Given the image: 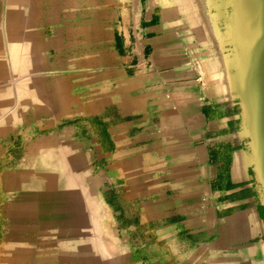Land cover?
Segmentation results:
<instances>
[{
	"label": "crops",
	"instance_id": "crops-1",
	"mask_svg": "<svg viewBox=\"0 0 264 264\" xmlns=\"http://www.w3.org/2000/svg\"><path fill=\"white\" fill-rule=\"evenodd\" d=\"M103 1L107 19L101 25L104 34L100 42L108 51L106 59L99 63L103 67L100 71L95 70L94 28L92 37L91 34L88 37L92 40V51L87 53V63L81 67L75 64L78 50L75 56L73 52L66 54L68 57H62L64 51L58 50L59 63L52 64L47 49L59 40L57 32L61 27L50 23L48 16L41 17V5L37 7L35 22L28 24L30 6L22 4L21 21L7 31L5 38L11 41L13 32L12 38H18L20 45H32L28 54L38 67L11 72L8 78L14 79L17 86L21 80L32 77L34 83L38 81L47 89H52L55 81H68L69 92L75 99L67 100V106L59 101L57 109L52 110L44 101L40 108L34 102L22 106L18 92H13L12 103L0 105V113L3 110L0 129H15L23 116L28 119L25 117L28 114L40 120L45 114L53 115L56 132L27 142L26 157L33 146V152L40 153L46 138L61 137L68 130L73 135V145L83 150L84 141L78 137L83 135L81 123H64L75 112L81 117L95 111L91 85L102 79L110 91L123 98L114 102L119 104L123 116L135 115L139 137L153 136L157 140L159 156L167 161L177 182L184 187L189 185L187 190L197 193L193 196L196 200L203 198L204 205H197L196 223L209 235L216 232L215 238L225 246L222 263L264 264V207L242 133L227 47L206 4L200 2L201 7H196L197 0ZM66 27L71 28L68 29L71 45L78 47L79 26ZM56 46L62 49L59 44ZM55 68L60 72L48 74ZM78 85L83 89L77 90ZM14 109L17 119L3 125L4 116Z\"/></svg>",
	"mask_w": 264,
	"mask_h": 264
},
{
	"label": "rangeland",
	"instance_id": "rangeland-1",
	"mask_svg": "<svg viewBox=\"0 0 264 264\" xmlns=\"http://www.w3.org/2000/svg\"><path fill=\"white\" fill-rule=\"evenodd\" d=\"M7 1L11 0H0L2 41L6 40L4 30ZM201 1L205 3L206 0H197V3ZM36 3L41 5L40 9L37 8L41 11V17L48 16L50 23L61 27L57 32L59 41L55 43L62 49L58 47L57 49L55 43V46L47 49L49 63H59L58 50L64 51L62 57H68L71 52L74 54L78 50L75 64L79 63L80 65L77 66L81 67L87 63V53L92 51V40L88 37L89 34L92 37L91 31L94 28L97 63L95 70H102L103 67L99 63L108 51L100 42L104 34L101 25L107 19L105 2L103 0H36ZM67 25L80 27L78 47L75 44L71 45ZM1 47L3 56L7 58V66L10 67L8 47ZM56 72L60 70L55 68L52 72L49 70L48 74ZM7 78L1 83L4 97L2 105L12 103V99L9 100L8 96V86L15 80L8 78V81ZM95 85L99 97H96L95 111L81 117L75 112L73 113L75 116L67 119L64 124L81 123L82 125L80 131L83 135L78 134V137L84 141L81 145L83 148L81 154L84 155L87 166L89 165L92 187L95 189L93 203H102L105 210L110 213L112 239L118 245L115 251L123 255L127 250L129 254L127 262L123 256L120 258L121 263L223 264L225 246L215 238L216 232L209 235L196 223V215L199 214L196 212L199 209L197 205H204L203 198L198 197L196 200L193 196L197 193L187 190L189 185L184 187L177 182V177L170 172L167 161L159 156L161 151L153 136L143 139L139 137L140 128L136 126L135 115L123 116L119 104L114 103L123 98L110 91L102 79L95 81L94 87ZM104 88L109 89L106 92L109 94H107L108 98L106 93L103 94ZM79 89L83 87L78 85L77 90ZM109 102L113 103L108 105ZM0 114H3V110ZM8 116L9 112L3 119L6 120ZM26 116L28 119L25 120L23 116L15 129H0V264L11 257L5 248L11 243L8 236L10 215L16 211L12 208L11 202L18 194V189L11 187V175L13 172L18 174L19 169L16 168H26L34 161L32 157H26L27 142L37 136L56 132V119L52 118L53 115L45 114V118L41 120L31 118L29 114ZM69 132L68 130L64 133L70 135ZM70 137L73 139L72 134ZM37 155L35 159L38 160L39 154ZM192 200L199 201V204L193 203ZM27 210L28 216L31 217H36L38 212L45 217L51 215V210L38 205V200ZM43 221L29 223L28 229L22 235L23 242L20 241V245L28 250L26 255H22L25 261L23 264H92L91 261H84L78 252L70 251L69 245H60L57 231L54 227L41 224L45 223ZM215 226L213 225V228ZM67 235L68 230L65 231L64 236ZM90 241L93 243V240Z\"/></svg>",
	"mask_w": 264,
	"mask_h": 264
},
{
	"label": "bare ground",
	"instance_id": "bare-ground-1",
	"mask_svg": "<svg viewBox=\"0 0 264 264\" xmlns=\"http://www.w3.org/2000/svg\"><path fill=\"white\" fill-rule=\"evenodd\" d=\"M25 3L29 4L31 11L30 15H28L27 17L28 24L29 22H35L38 7L36 0L7 1V8L5 7L7 10L5 14L6 26L4 25L6 30H4L5 34L9 29H11L12 26L15 27L16 25H19L21 21L20 10L22 8V4L24 5ZM199 4V6H201L200 2ZM202 5H204V3H202ZM188 7L190 8V5ZM1 23L2 21H0V25ZM68 32H70V30ZM12 34L13 32H11V41H9V39L7 40V38H5V41H2L0 39V105H2L4 102L3 92H1V83L3 82V80L6 77L11 76V72L17 73L23 70H31L38 67L37 63L34 62L33 57H30L31 54H28V51H30L32 45L28 46L26 42H22L26 43L23 44V47L22 44L20 45V41H18V38H15V40L14 38H12ZM32 34L34 35V32ZM57 40L58 39H56L55 41ZM25 45H27L28 47H26ZM1 46L8 47L11 63L10 67L9 65L7 66V58L3 56L4 53H2ZM24 51L25 54H23ZM26 73L30 74V72ZM16 77H18V75ZM54 83L55 85L52 89H47L41 86L42 84H40L38 81L34 83L32 77L23 79L18 82V84L16 83V87L14 86V84H12L15 87L13 91H11V88L9 87V100H11V95L13 94V92H18L17 94H19V96L21 97L19 103L22 106L26 103L29 104V102H34L36 103L37 107L40 108V106L43 105L42 103L44 101L45 103L47 102V104L50 106L49 108H51L52 110H56L59 101H61V103H63L64 101V104L66 105L67 100L75 99L74 94L69 92V88L71 87V85H68V81H56ZM95 88L96 85L95 87L94 85H91L90 92L93 95L94 102L97 101L96 97L98 95V91L97 89L95 90ZM108 90V88H104L103 94L106 93ZM107 94L108 93H106V97L108 98L109 94ZM46 109L48 108H45V110ZM16 116H18L16 114V109L9 111V116L3 122V125L12 123L15 119H17ZM44 142L46 143L42 145L43 150L40 153L33 152L34 146L32 147L31 153H28V158L32 157V160H34L33 163L26 168H16L19 169L17 171L18 174H15L13 172L11 175V187H16L18 189V194L14 196L11 202L12 208L16 211L13 215H10L11 217L9 216L10 231L8 233V236L10 238L11 243L8 246L5 245V251L11 257L8 258L5 263L23 264L25 262L22 258V255H26L28 250L23 248L24 246L20 245V241H22V235H24L25 231L28 229V224L31 222H36L37 220L39 222L46 220L43 221L45 223L41 224H43L44 226H51V228L54 227L55 231H57V234L60 238V245H69L68 249L72 252H78L80 255H82L84 261H91L92 264H122L120 258L123 256L125 261L127 262V257L129 255L127 250L124 252L123 255H121L120 253L118 254L115 251L118 245L112 239L110 213L105 210V207L102 203H93L95 189L94 187H92L93 184L88 168L89 165L87 166L86 159L84 155L81 154V150H79V147L77 145H73L72 138L66 133H63L61 137L46 138ZM37 154H39L38 160L35 159V156L38 157ZM34 199L35 202H33ZM37 200L38 205L43 206L47 210H51L50 217L48 215L47 217H45V215L41 212H38L36 217L28 216L27 209L30 208L33 203H36ZM100 221H102V223ZM100 224H103V226H101ZM67 230L68 235L64 236L65 231ZM18 231L19 233H17ZM105 232L108 233L105 234ZM90 240H93V243Z\"/></svg>",
	"mask_w": 264,
	"mask_h": 264
},
{
	"label": "water",
	"instance_id": "water-1",
	"mask_svg": "<svg viewBox=\"0 0 264 264\" xmlns=\"http://www.w3.org/2000/svg\"><path fill=\"white\" fill-rule=\"evenodd\" d=\"M204 4L227 47L242 133L264 207V0H206Z\"/></svg>",
	"mask_w": 264,
	"mask_h": 264
}]
</instances>
